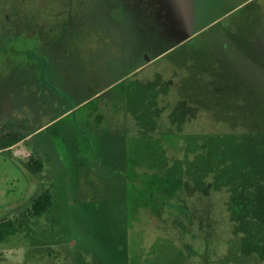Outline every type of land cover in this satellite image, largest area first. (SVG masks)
Returning a JSON list of instances; mask_svg holds the SVG:
<instances>
[{"label": "rangeland", "instance_id": "1", "mask_svg": "<svg viewBox=\"0 0 264 264\" xmlns=\"http://www.w3.org/2000/svg\"><path fill=\"white\" fill-rule=\"evenodd\" d=\"M9 130L0 264H264V0H0Z\"/></svg>", "mask_w": 264, "mask_h": 264}, {"label": "trees", "instance_id": "2", "mask_svg": "<svg viewBox=\"0 0 264 264\" xmlns=\"http://www.w3.org/2000/svg\"><path fill=\"white\" fill-rule=\"evenodd\" d=\"M5 131H2L4 133ZM27 136L18 133L15 130H9L2 134L0 138V149H11L14 145L21 142ZM30 156L29 166L35 173L42 172L44 170V164L39 158ZM53 204V196L50 190H45L34 202L33 212L35 215H43ZM17 233V227L11 220H3L0 222V243L4 242L8 237Z\"/></svg>", "mask_w": 264, "mask_h": 264}, {"label": "water", "instance_id": "3", "mask_svg": "<svg viewBox=\"0 0 264 264\" xmlns=\"http://www.w3.org/2000/svg\"><path fill=\"white\" fill-rule=\"evenodd\" d=\"M31 151H29L25 146H20L16 149V155L21 157V156H29L31 155Z\"/></svg>", "mask_w": 264, "mask_h": 264}, {"label": "crops", "instance_id": "4", "mask_svg": "<svg viewBox=\"0 0 264 264\" xmlns=\"http://www.w3.org/2000/svg\"><path fill=\"white\" fill-rule=\"evenodd\" d=\"M31 134H29L28 136H30ZM28 138V137H27ZM11 149H13V147L11 148Z\"/></svg>", "mask_w": 264, "mask_h": 264}, {"label": "flooded vegetation", "instance_id": "5", "mask_svg": "<svg viewBox=\"0 0 264 264\" xmlns=\"http://www.w3.org/2000/svg\"><path fill=\"white\" fill-rule=\"evenodd\" d=\"M24 146V145H23ZM26 147V146H25Z\"/></svg>", "mask_w": 264, "mask_h": 264}]
</instances>
